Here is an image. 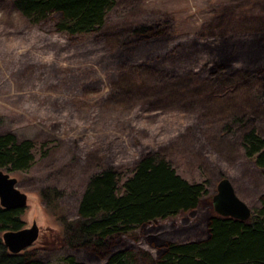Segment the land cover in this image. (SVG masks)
<instances>
[{
  "label": "rangeland",
  "instance_id": "1",
  "mask_svg": "<svg viewBox=\"0 0 264 264\" xmlns=\"http://www.w3.org/2000/svg\"><path fill=\"white\" fill-rule=\"evenodd\" d=\"M165 28L127 55L119 40L132 26ZM264 28V0H116L103 25L67 42L51 18L33 21L14 0H0V132L34 142L25 170H6L27 193L23 226L39 235L23 250L42 264L64 256L90 262L67 245L62 218L78 216L88 178L100 166L128 174L146 153L162 155L190 181L204 182L200 207L211 214L217 183L227 177L253 208L264 168L242 144L254 127L264 136V84L239 63L211 72L209 48ZM54 189L53 197L43 192ZM22 226V227H23ZM140 240L128 250L144 264Z\"/></svg>",
  "mask_w": 264,
  "mask_h": 264
},
{
  "label": "trees",
  "instance_id": "2",
  "mask_svg": "<svg viewBox=\"0 0 264 264\" xmlns=\"http://www.w3.org/2000/svg\"><path fill=\"white\" fill-rule=\"evenodd\" d=\"M116 0H14L16 8L33 21L51 18L67 42L85 39L104 23ZM165 28L146 23L132 26L119 40L127 55L141 43L162 36ZM211 72L239 63L264 84V28L248 35L219 37L209 48ZM248 155L264 168V136L254 127L243 133ZM34 142L12 131L0 132V168L28 169ZM204 182L180 175L162 155L146 152L121 173L102 165L90 175L78 203V216L62 218L63 241L83 251L90 262L72 254L66 264H139L129 249L140 240L155 249L140 250L144 264H264V191L247 218L211 214L200 207ZM53 197L54 189H48ZM22 206L0 205V264H42L31 250L11 252L2 240L6 229L23 226Z\"/></svg>",
  "mask_w": 264,
  "mask_h": 264
},
{
  "label": "water",
  "instance_id": "3",
  "mask_svg": "<svg viewBox=\"0 0 264 264\" xmlns=\"http://www.w3.org/2000/svg\"><path fill=\"white\" fill-rule=\"evenodd\" d=\"M27 202V193L16 185V177L0 168V205L3 207L24 206ZM213 208L217 213L247 218L251 207L235 191L231 180L221 178L217 183V192L212 198ZM39 227L35 221L29 226L17 229H6L2 232V240L11 252H19L36 240Z\"/></svg>",
  "mask_w": 264,
  "mask_h": 264
}]
</instances>
